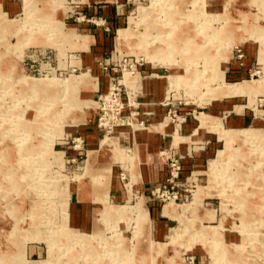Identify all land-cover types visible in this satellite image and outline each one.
Returning <instances> with one entry per match:
<instances>
[{
    "label": "rangeland",
    "instance_id": "374dc122",
    "mask_svg": "<svg viewBox=\"0 0 264 264\" xmlns=\"http://www.w3.org/2000/svg\"><path fill=\"white\" fill-rule=\"evenodd\" d=\"M113 1L114 27L96 19L91 0H0V264H264V0ZM107 27L109 41L92 37ZM170 30L172 49L158 39ZM243 47L251 61L236 58L246 74L231 77ZM125 57L124 80L117 64ZM136 59L143 66L131 75ZM115 65L140 103L145 82L165 81L160 126L105 138L97 74L109 79ZM245 83L251 93L229 94ZM235 114H247L246 124L231 122ZM184 118L197 122L190 134L179 129ZM156 127L170 131L165 151L193 150L183 159L188 199L177 204L144 196L139 183L151 157H138L133 136ZM82 135L79 155L73 140ZM96 151L112 162L111 189L122 192L109 198L105 188L102 204L89 194Z\"/></svg>",
    "mask_w": 264,
    "mask_h": 264
},
{
    "label": "crops",
    "instance_id": "0c3cea01",
    "mask_svg": "<svg viewBox=\"0 0 264 264\" xmlns=\"http://www.w3.org/2000/svg\"><path fill=\"white\" fill-rule=\"evenodd\" d=\"M91 2H92L91 4L92 11L96 13V15L101 16V17L97 16L96 19L98 18L103 19L106 22H108L109 25L112 27H114V24H117V22L115 21V17H114L113 6H111L114 3L113 0H91ZM120 20L121 19L119 18L118 23H120ZM90 32L92 33V37L94 38H99L100 40L102 39L103 41L110 40L109 27L103 29L101 32H99L98 29L91 30ZM96 50L102 51L103 48L98 47ZM242 51H243L244 58H245L243 62L244 63L250 62L251 61L250 48L243 47ZM99 56H103V55L96 54L94 61L99 60ZM236 57H238V54L233 56L234 58V60L232 61L233 66L231 67L229 66L228 73H230L231 77L241 78L244 74H246V72L243 73L242 71L244 70L246 71L247 68H242L240 65H238V59ZM244 63H243V66H244ZM100 73L102 74V72ZM100 73L97 74L99 76L97 78V84L99 86L98 92L100 91V93H107L109 89L110 78L107 79V78H104L103 76L101 78ZM101 84H102V87H101ZM143 87L145 88L144 100L141 101V103L138 101L140 103V119L145 121L147 124L149 123L151 127H153L154 125L156 126V124H159L158 126H160L161 125L160 121L162 119L163 120L166 119L164 117L166 116V112H167V108H166L167 103H165L167 98L166 96H164L166 93V83L162 79L152 80V81L145 82V86ZM236 107L237 106H234V108ZM247 120H248L247 114H235L234 116L230 118L231 122H233L234 124H240V125L246 124ZM196 124L197 122L192 120V118H190V120H187L185 118V121L183 122L181 128L179 129L181 131H184L186 134H190L193 130L194 131L196 130L195 129ZM129 128L130 127H125V128L120 127V129H123V130L125 129L127 131L129 130ZM156 128H158V131H156V129L155 131L154 130L140 131L136 133V136H133L135 138L134 148L136 149V151L138 150L137 151L139 155L138 157L141 158V156L144 157V155L151 157L150 159L144 162L145 170H142L141 165L138 167V170H139L138 173L140 176L139 183L141 187L143 188V193H145L144 196L146 194L150 195L152 189L155 186L163 183L168 176V167L166 164V158L164 157L165 156L164 152L168 146L167 138L170 137L171 134H169L170 131L168 127H166V130L164 132H162L163 130L162 127H156ZM132 139H133L132 133H130V142ZM208 145H209V142L206 144V147L204 148L205 149L204 151L206 152V154H209L211 152V147ZM139 151H140V154H139ZM187 151L188 152L185 151L184 154H181V153H178V154L183 155V156H191L193 150L188 148ZM203 154L205 153L203 152ZM156 157L158 158L157 160H156ZM195 162H197V160ZM184 163L185 162H183V164ZM90 166L92 170L93 168L97 167V174L96 175L89 174V179H88V181L91 180L93 186L97 188L96 192H90V193L88 192L91 195V199L92 200L94 199V203L102 204L100 200L104 198L103 195H104V192H106L105 188L108 190L109 198L112 193L115 196L121 197L122 192L119 189L118 190L113 189V188L111 189L112 181L115 178V173L112 167V162H110V160L104 154H101L99 151H96V152H93ZM105 168H110L111 169L110 173H104ZM185 168L186 167L184 166V169ZM97 177H102L101 179L103 180L100 183H103V185L102 184L97 185L93 183V179ZM145 185H146V188L144 187ZM89 194H87V191H84L82 189L80 191L81 200L84 199L85 196ZM81 200H77L76 204L81 202ZM156 209L157 208L154 207L152 209L153 212ZM163 211H164V207H163L162 212ZM162 216L164 217V214ZM162 222L164 221H159V223H162ZM149 223H150V212H148V223L146 224V226L144 225V228H146L149 225ZM157 226L158 227L156 228L154 226V228L158 230V228H160V224H158Z\"/></svg>",
    "mask_w": 264,
    "mask_h": 264
},
{
    "label": "built area",
    "instance_id": "2783aa9c",
    "mask_svg": "<svg viewBox=\"0 0 264 264\" xmlns=\"http://www.w3.org/2000/svg\"><path fill=\"white\" fill-rule=\"evenodd\" d=\"M101 21H104L103 19H100ZM93 21V19H92ZM105 22V21H104ZM240 52V51H239ZM244 55L238 54V58L241 59ZM127 57L124 59L122 58V61H120L117 65L120 67L122 66L121 62H124V68L123 70V77L122 79L125 80V75L128 73H125L128 71V66L126 64ZM143 59H136L135 64L133 65V69L130 72L131 75L140 74L138 71V66L142 67ZM144 62V61H143ZM116 66V65H115ZM109 67H106L105 69L108 70ZM117 66L115 68H112L113 74L110 78L109 82V89L107 93L102 94L98 98L97 102V110H98V121H97V127L105 132L106 136L105 138L110 134L114 133L115 129L120 127H144L146 124L145 121L140 119V112L139 107L140 103L138 102L137 95L130 90L129 87H127L125 84V81L121 79L119 76V72L117 70ZM170 102L167 103L169 105ZM173 115L172 117H177L176 113H173L172 110L169 111V116ZM171 117V119H172ZM178 123H182L183 121H179V119H176ZM185 121V118H184ZM179 125V124H178ZM73 143L75 145V149L80 151L79 155L85 154L83 148H84V138L83 136L77 137L73 140ZM177 149L171 146V148L164 152L165 158H166V164L168 167V176L166 180L155 186L151 193L150 197L153 200H158L163 203H174L177 204V202H180L184 199V193L182 188L185 186V179H184V167H183V159L185 156L179 155L176 151ZM122 180H127L129 183L125 187L127 189V186L130 184L131 176L128 174V172L123 171L121 173ZM187 192V190H186ZM185 198L188 199V195H185Z\"/></svg>",
    "mask_w": 264,
    "mask_h": 264
},
{
    "label": "bare ground",
    "instance_id": "6f19581e",
    "mask_svg": "<svg viewBox=\"0 0 264 264\" xmlns=\"http://www.w3.org/2000/svg\"><path fill=\"white\" fill-rule=\"evenodd\" d=\"M127 34V33H126ZM126 34H124V35H126ZM166 35V37H168V41H166V39H163V38H158L159 39V41H160V44H162V45H166V46H168V47H170L171 49H172V47H173V44H172V42H173V36H174V32H173V30H170L169 32H167V34H165ZM165 35H163V36H165ZM162 36V35H161ZM162 49V48H161ZM160 49V50H161ZM68 87V86H67ZM228 90H229V94H236V93H251L253 90H254V85H251L250 83H245L244 85H242V86H231V87H228ZM208 114H205V115H202L201 116V128L200 129H198L197 130V132H196V136H198V134L199 133H201V131H202V129L203 128H205L206 126H207V121H208ZM24 124H26V123H24ZM22 126H27V125H23L22 124ZM28 127V126H27ZM244 134H246V135H248L249 133H248V131H242V132H239V133H235V134H233L231 137H230V139L231 140H233V139H237L240 135H244ZM229 139V140H230ZM108 140V139H107ZM104 143H106V142H104ZM108 172V171H107ZM143 215V214H142ZM145 226H146V224L148 223V216L146 217V220H145ZM143 225V224H142Z\"/></svg>",
    "mask_w": 264,
    "mask_h": 264
}]
</instances>
